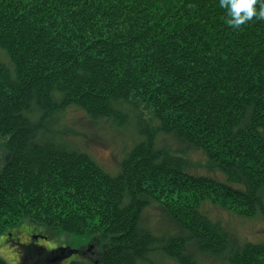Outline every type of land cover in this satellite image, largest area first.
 <instances>
[{"label":"trees","instance_id":"16d2710c","mask_svg":"<svg viewBox=\"0 0 264 264\" xmlns=\"http://www.w3.org/2000/svg\"><path fill=\"white\" fill-rule=\"evenodd\" d=\"M225 19L219 0H0V229L26 216L108 237L65 264H264L263 242L201 209L264 221V19ZM69 112L130 130L115 173ZM154 201L182 233L145 226Z\"/></svg>","mask_w":264,"mask_h":264},{"label":"rangeland","instance_id":"374dc122","mask_svg":"<svg viewBox=\"0 0 264 264\" xmlns=\"http://www.w3.org/2000/svg\"><path fill=\"white\" fill-rule=\"evenodd\" d=\"M64 120L74 130V137L80 148L86 150L107 171L115 173L118 170L117 163L121 159L122 148L130 143V130L117 129L106 121L92 124L78 112H69ZM167 141L173 147L178 146L173 138ZM191 151L193 159L202 158L198 152ZM9 155L5 137L0 136V170L8 161ZM201 203L202 211L213 220H219L231 237H237L239 243L246 241L264 243V221L262 219L247 217L233 209L223 208L209 199ZM143 218L145 226L155 233L162 235L182 233L180 229L178 230L177 223L166 212L165 205L163 206L160 202L154 201L146 207ZM40 222L25 216L14 224L0 229V257L5 260L6 264H23L22 258L27 252L24 251L21 243L32 245L31 243L34 242L33 245L37 247V250H44L43 253H39L42 263L49 260L51 256H56L60 259L58 264L81 258L98 259L110 244L108 237L101 233L72 234L62 228ZM44 242H47L48 246H44ZM89 252L91 255L88 254ZM84 254L90 257H85ZM161 256L159 254L157 258H154L155 264H177L173 259L161 258Z\"/></svg>","mask_w":264,"mask_h":264},{"label":"clouds","instance_id":"9594fccd","mask_svg":"<svg viewBox=\"0 0 264 264\" xmlns=\"http://www.w3.org/2000/svg\"><path fill=\"white\" fill-rule=\"evenodd\" d=\"M219 7L226 13V24L234 30L254 18L264 19V0H219ZM44 246H48V243L44 242Z\"/></svg>","mask_w":264,"mask_h":264},{"label":"flooded vegetation","instance_id":"af4514ba","mask_svg":"<svg viewBox=\"0 0 264 264\" xmlns=\"http://www.w3.org/2000/svg\"><path fill=\"white\" fill-rule=\"evenodd\" d=\"M21 244H23V249H24V251H26L27 252V254H25L24 255V258H27V259H23L22 258V262H23V264H58L57 262H44V263H41L40 261H39V255H38V250H37V247H35L33 244H34V242H32L31 244L32 245H30V243H21ZM92 247V246H91ZM91 249V248H90ZM80 251V250H79ZM89 255H91L90 254V252L88 253ZM85 255V257H90L89 255H87V254H84ZM86 259V258H85ZM90 260V259H89Z\"/></svg>","mask_w":264,"mask_h":264},{"label":"water","instance_id":"95a60500","mask_svg":"<svg viewBox=\"0 0 264 264\" xmlns=\"http://www.w3.org/2000/svg\"><path fill=\"white\" fill-rule=\"evenodd\" d=\"M38 250L40 251V252L38 251L39 253H41V252L43 253V252H44V250H42V249H38ZM52 252H53V254H54V251H52ZM52 252H48V254H52ZM39 253H38V255H39ZM23 259H27V258H24V257H23ZM59 260H60V259L56 258V256H51L50 259L47 260L46 262H48V263H49V262H54V261H55V262H59ZM39 261L42 263V261H41L40 259H39Z\"/></svg>","mask_w":264,"mask_h":264}]
</instances>
